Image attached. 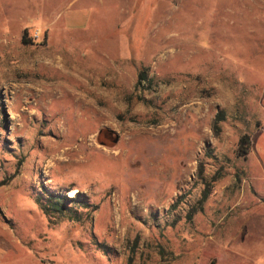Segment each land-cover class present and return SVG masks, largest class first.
<instances>
[{"label": "rangeland", "instance_id": "374dc122", "mask_svg": "<svg viewBox=\"0 0 264 264\" xmlns=\"http://www.w3.org/2000/svg\"><path fill=\"white\" fill-rule=\"evenodd\" d=\"M212 262L264 264V0H0V264Z\"/></svg>", "mask_w": 264, "mask_h": 264}, {"label": "crops", "instance_id": "0c3cea01", "mask_svg": "<svg viewBox=\"0 0 264 264\" xmlns=\"http://www.w3.org/2000/svg\"><path fill=\"white\" fill-rule=\"evenodd\" d=\"M89 15H90V12L85 9H82V10L76 9V10L70 11L66 15L67 27L73 30L74 29L75 30L85 29L89 23L88 22Z\"/></svg>", "mask_w": 264, "mask_h": 264}, {"label": "trees", "instance_id": "16d2710c", "mask_svg": "<svg viewBox=\"0 0 264 264\" xmlns=\"http://www.w3.org/2000/svg\"><path fill=\"white\" fill-rule=\"evenodd\" d=\"M23 40H24V42H25V38H23ZM146 77H145V75H144V73L142 72L141 74H140V82L139 83H141L142 82V80H144ZM240 147H241V149H240V153L242 154V155H244V156H246L248 153H249V149H250V139L248 138V137H244V138H242L241 139V142H240ZM208 196H209V191H207V190H205L204 191V193H203V197H202V200H201V204H203L204 202H206V200L208 199ZM60 199V197L59 198H57V200H56V203H53V205H52V207L50 208V209H52V210H56V211H58V212H62L61 210H60V208L62 207L63 208V206H61V201L59 200ZM46 209V208H45ZM48 209V208H47ZM211 264H214V262H212Z\"/></svg>", "mask_w": 264, "mask_h": 264}, {"label": "bare ground", "instance_id": "6f19581e", "mask_svg": "<svg viewBox=\"0 0 264 264\" xmlns=\"http://www.w3.org/2000/svg\"><path fill=\"white\" fill-rule=\"evenodd\" d=\"M77 191H73L69 194L70 197H74L76 195Z\"/></svg>", "mask_w": 264, "mask_h": 264}]
</instances>
